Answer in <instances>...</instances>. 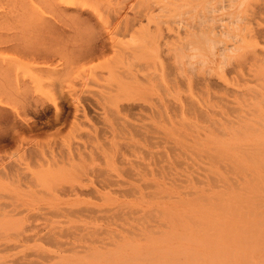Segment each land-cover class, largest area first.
Segmentation results:
<instances>
[{"label": "rangeland", "instance_id": "obj_1", "mask_svg": "<svg viewBox=\"0 0 264 264\" xmlns=\"http://www.w3.org/2000/svg\"><path fill=\"white\" fill-rule=\"evenodd\" d=\"M0 242L264 264V0H0Z\"/></svg>", "mask_w": 264, "mask_h": 264}, {"label": "bare ground", "instance_id": "obj_2", "mask_svg": "<svg viewBox=\"0 0 264 264\" xmlns=\"http://www.w3.org/2000/svg\"><path fill=\"white\" fill-rule=\"evenodd\" d=\"M117 94V93H116ZM115 94V95H116ZM111 95V94H110ZM99 97V96H98ZM100 99H101V97H99ZM113 98V97H112ZM102 100H103V98H102ZM98 103L100 104V102L98 101ZM104 105H105V101H104V103H103ZM79 106V105H78ZM128 106V105H127ZM127 106H125V107H127ZM124 107V105H120V104H117L111 111V113L110 112H108L107 110H109L110 111V109H106V107L105 106H103V107H101V109H103L104 111V122L105 123H110V126L111 127H113V122H114V120H116V122H117V119L115 118L114 120H112L113 119V117H115V114H116V116H117V113H119L120 111H122V108ZM124 107V108H125ZM80 109V108H79ZM83 110H84V114L83 115H85V116H87L86 115V112H85V109H84V107H83ZM80 111V110H79ZM82 111V110H81ZM113 112H116V113H113ZM110 114V115H109ZM114 115V116H113ZM113 116V117H112ZM118 117V116H117ZM120 117V116H119ZM118 117V118H119ZM92 119H93V117H91ZM23 123V122H22ZM83 124L81 123V126H82ZM129 125V124H128ZM80 126V125H79ZM92 127H94V126H92ZM79 128V127H78ZM125 130V129H124ZM94 131L96 132V135L99 137V135H98V132H97V129H95L94 128ZM134 131V130H133ZM136 131V130H135ZM140 131V130H139ZM94 132V133H95ZM127 133H129V131H127ZM126 133V134H127ZM90 134V133H89ZM134 134V133H133ZM142 134V133H141ZM115 136V135H114ZM133 137V136H132ZM94 139V143H99V139H97V137L96 138H93ZM22 141V140H21ZM20 141V142H21ZM20 144H22V142L20 143ZM113 145V144H112ZM116 145V144H115ZM71 153V152H70ZM79 154V153H78ZM72 155V154H71ZM22 161V160H21ZM25 162V161H24ZM24 165V164H23ZM28 165V163L25 165V166H27ZM22 168V171H24V169H25V167L23 166V167H21ZM26 171V170H25ZM5 173V175L6 176H9V174L7 173V171H5L4 172ZM23 175H25V173H22ZM3 175V174H2ZM23 177V176H22ZM22 181V180H21ZM23 185V184H22ZM4 196V195H3ZM24 200V199H23ZM51 236H52V234H51ZM22 239V238H21ZM28 239V238H27ZM23 240V239H22ZM25 240V239H24ZM6 242V241H5ZM4 241H3V244L5 243ZM23 242H25V241H23ZM0 244H2L1 242H0ZM6 244V243H5ZM5 244L3 245V246H5ZM8 244V243H7ZM6 244V245H7ZM2 246V245H1ZM6 247V246H5ZM8 247V246H7ZM3 264V263H2ZM9 264V263H8Z\"/></svg>", "mask_w": 264, "mask_h": 264}]
</instances>
